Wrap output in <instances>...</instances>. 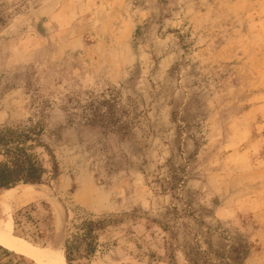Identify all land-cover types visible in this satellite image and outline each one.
<instances>
[{
    "label": "rangeland",
    "instance_id": "1",
    "mask_svg": "<svg viewBox=\"0 0 264 264\" xmlns=\"http://www.w3.org/2000/svg\"><path fill=\"white\" fill-rule=\"evenodd\" d=\"M0 264H264V0H0ZM65 264V260H64Z\"/></svg>",
    "mask_w": 264,
    "mask_h": 264
},
{
    "label": "trees",
    "instance_id": "2",
    "mask_svg": "<svg viewBox=\"0 0 264 264\" xmlns=\"http://www.w3.org/2000/svg\"><path fill=\"white\" fill-rule=\"evenodd\" d=\"M16 141H5V149L0 159V192L10 190L19 184L35 185L44 180L46 170L41 162ZM107 223L106 219H83L76 225L80 231L64 243L63 257L65 264H74L82 256V248L88 253L95 247L91 240L96 233L102 230ZM1 247V246H0Z\"/></svg>",
    "mask_w": 264,
    "mask_h": 264
},
{
    "label": "bare ground",
    "instance_id": "3",
    "mask_svg": "<svg viewBox=\"0 0 264 264\" xmlns=\"http://www.w3.org/2000/svg\"><path fill=\"white\" fill-rule=\"evenodd\" d=\"M7 224L0 227V240L6 235ZM61 255V254H60ZM57 252L50 249L48 257L41 262V264H64V258H62Z\"/></svg>",
    "mask_w": 264,
    "mask_h": 264
}]
</instances>
